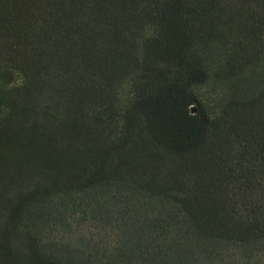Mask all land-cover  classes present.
<instances>
[{
  "label": "trees",
  "instance_id": "trees-1",
  "mask_svg": "<svg viewBox=\"0 0 264 264\" xmlns=\"http://www.w3.org/2000/svg\"><path fill=\"white\" fill-rule=\"evenodd\" d=\"M0 264H264V0H0Z\"/></svg>",
  "mask_w": 264,
  "mask_h": 264
}]
</instances>
